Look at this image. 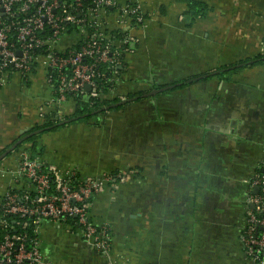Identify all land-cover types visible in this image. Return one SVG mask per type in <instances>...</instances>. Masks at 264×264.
I'll return each instance as SVG.
<instances>
[{"label":"crops","instance_id":"crops-1","mask_svg":"<svg viewBox=\"0 0 264 264\" xmlns=\"http://www.w3.org/2000/svg\"><path fill=\"white\" fill-rule=\"evenodd\" d=\"M196 1L209 10L191 21L185 0H139L147 23L131 29L134 50L106 97L110 104L136 99L99 117L75 116L67 98L47 104L42 68L27 83L12 75L0 87V154L45 116L77 118L0 161V197L14 179L18 152L32 144L41 161L81 177L141 176L91 200L90 219L110 229L108 255L45 220L38 232L45 261L243 264L246 196L264 166V63L256 62L264 56V0Z\"/></svg>","mask_w":264,"mask_h":264},{"label":"built area","instance_id":"built-area-1","mask_svg":"<svg viewBox=\"0 0 264 264\" xmlns=\"http://www.w3.org/2000/svg\"><path fill=\"white\" fill-rule=\"evenodd\" d=\"M147 20L139 0H0V87L12 75L27 83L42 68L51 91L47 104L62 103L67 94L89 92L96 97L97 65L119 66L122 46L135 41L131 29L145 26ZM112 24L122 39L112 37ZM44 163L19 152L14 179L0 197V264H51L43 257L38 237L45 220L79 232L108 255L110 229L90 219L91 200L106 186L115 189L140 179L139 173L103 172L73 181L74 170L47 163L44 170ZM31 190L36 199L30 198ZM6 215L30 218L34 236L29 238L25 223L15 234ZM240 241L243 264H264V166L249 184Z\"/></svg>","mask_w":264,"mask_h":264},{"label":"trees","instance_id":"trees-1","mask_svg":"<svg viewBox=\"0 0 264 264\" xmlns=\"http://www.w3.org/2000/svg\"><path fill=\"white\" fill-rule=\"evenodd\" d=\"M185 4L187 6V12L185 13V19L186 20L193 21L194 19H196L198 17H203L207 13V11L209 10V8L200 1L185 0ZM111 34H112L113 38L115 37V39H122L124 37L122 35V33L121 32L118 33L117 30H112ZM134 47H135V45L130 43V42L125 44L124 46H122V50L124 49V52L121 54V56H119V66L111 68V67H109L108 64H98L97 65L100 76L96 78V83H97V89L96 90L98 92L96 97L88 96L89 92H85L82 94H67V99L73 100L76 103V109H75V114H74L75 116L82 115V114H88L86 116V118L84 117V119H89L91 117H93V118L99 117L100 114L103 113L104 111H101L99 113H95L94 115H90V113L112 103L109 100H107L106 97L108 96V94L111 91L114 90L115 79H116V76L118 74H120V68L119 67L122 66V63H123L122 60H123L125 53L132 52L134 50ZM38 52H40V51H37L35 53L37 54ZM256 62L264 63V56L256 58ZM59 120L60 119H56L52 115L45 116L43 122L36 124L31 129V131L42 129V128H47L50 126H53V128L44 130L43 132H41L37 135H33V136L29 137L27 140H25L24 142L25 143L26 142L33 143L34 140L36 138H38L41 134L46 133L47 131H52V130L56 129L57 127H59L57 125ZM20 146L21 145H19L17 148H19ZM34 147H35V145L32 144L31 147L29 148V150L27 149V151H25V152H29L31 157L39 159L38 155H40L41 152H38L37 151L38 149L37 148L34 149ZM35 150H36V152H35ZM41 168L44 170H46V168H48V166L46 165V162L44 163V165ZM116 172H118V171H115L112 173H116ZM76 174H77L76 178L73 179V181H76L77 179L79 180L80 178H82L78 173H76ZM54 184H55L54 182L51 183L52 186H54ZM30 198L36 199V195L34 193V190H31ZM5 218L14 227L13 232L15 234L20 233L21 225L23 223H25L28 226V228L26 229V232L28 233L29 238H32V236H34V235H32L33 223L31 222L30 218H27V217L18 218L17 216H12V215H6ZM2 235H3V231L0 228V239H1Z\"/></svg>","mask_w":264,"mask_h":264},{"label":"water","instance_id":"water-1","mask_svg":"<svg viewBox=\"0 0 264 264\" xmlns=\"http://www.w3.org/2000/svg\"><path fill=\"white\" fill-rule=\"evenodd\" d=\"M119 68H120V67H119ZM165 89H167V88L165 87V88H162L161 90L163 91V90H165ZM87 90H88V88H87ZM161 90H160V89H159V90H153V91L150 92L148 95L155 94L156 91H161ZM134 99H136V97H135V98H131V99L122 100V101H120V102H116V103H113V104L107 105V106H105V107H102V108L98 109V110L95 111L94 113H98V112H101V111H104V110H109V109H111V108L118 107V106L123 105V104H125L126 102H129V101L134 100ZM75 119H77V118H71V119H68V120H62V121L58 122L57 125H58V126H60V125H64V124L69 123L70 121H73V120H75ZM51 128H53V126H50V127H47V128L38 129V130H34V131H30V132H28L27 129L21 130L20 133L22 134V136H21L20 138H18V139H17V140H16V141H15V142L9 147V148H7L4 152H2V153L0 154V161H1V160H2V159H3L8 153H10V151L16 149L19 145H21V144H22L25 140H27L29 137H31V136H33V135H37V134L43 132L44 130L51 129ZM255 191H256V190H255Z\"/></svg>","mask_w":264,"mask_h":264},{"label":"flooded vegetation","instance_id":"flooded-vegetation-1","mask_svg":"<svg viewBox=\"0 0 264 264\" xmlns=\"http://www.w3.org/2000/svg\"><path fill=\"white\" fill-rule=\"evenodd\" d=\"M245 208H246V203H245ZM244 223H245V216H244ZM244 226V225H243Z\"/></svg>","mask_w":264,"mask_h":264}]
</instances>
